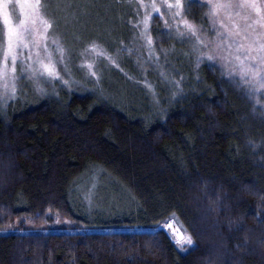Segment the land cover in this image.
<instances>
[{"label":"trees","instance_id":"16d2710c","mask_svg":"<svg viewBox=\"0 0 264 264\" xmlns=\"http://www.w3.org/2000/svg\"><path fill=\"white\" fill-rule=\"evenodd\" d=\"M202 2L187 0L185 19L207 42ZM119 3L106 11L136 29L143 11ZM165 16L145 60L132 31L96 39L118 51L99 57V80L86 75L98 91L21 88L0 105V264H264V94L257 104L220 61L198 64L214 45H182ZM172 214L193 238L185 251L157 227Z\"/></svg>","mask_w":264,"mask_h":264},{"label":"snow or ice","instance_id":"6c2138e0","mask_svg":"<svg viewBox=\"0 0 264 264\" xmlns=\"http://www.w3.org/2000/svg\"><path fill=\"white\" fill-rule=\"evenodd\" d=\"M119 3L120 0H117ZM131 6L135 2V15L140 16L143 10V19L133 24L139 29L143 24L140 36L146 42L149 56L152 55L153 39L148 35L149 24L154 16L164 19L167 12L171 18H178L176 37L180 40H194L193 50L200 47L214 45L213 53H200V61H220L222 68H227V75L235 80L239 75L237 86L245 90V94L258 97L264 94V0H206L201 6H206L208 11L204 14L215 31L214 40L207 41L200 33L202 27L185 19V0H163L158 6L156 0L145 3L144 0H126ZM191 2V0H189ZM12 0H0V20L4 31L0 33V100L17 97L19 91L18 81L27 78L37 84L36 91L43 92L38 82L46 80L55 82L62 80L58 65L63 64L67 71L68 62L72 57V50L66 48L60 38H52L50 30L53 23L47 19V4L44 0H16L23 19L18 24H13L8 14ZM59 6V5H58ZM65 7H71L66 4ZM255 13V18H253ZM166 30L171 33L172 28L165 20ZM181 27L183 31H181ZM131 53V49H129ZM24 53H27L25 55ZM94 53L96 57H103L111 62L112 58L106 56L101 45L96 41L90 42L79 55L84 56ZM59 57V59H56ZM19 66V75H18ZM95 63H84L80 69L87 68L88 75L96 76ZM163 75V74H162ZM97 80L99 77L96 76ZM67 86L69 81L62 80ZM175 214L166 218L157 227L164 229L175 245L181 250L194 245L193 238L186 229L176 227Z\"/></svg>","mask_w":264,"mask_h":264},{"label":"rangeland","instance_id":"374dc122","mask_svg":"<svg viewBox=\"0 0 264 264\" xmlns=\"http://www.w3.org/2000/svg\"><path fill=\"white\" fill-rule=\"evenodd\" d=\"M86 4H83L84 2L81 0H46L47 7L51 8L52 10H57L59 9V15L60 16V23L59 27L57 26L53 27L50 30L49 36H50V41L52 38H60L61 43L66 47L72 50V57L71 60L68 62L67 66V71L65 70V67L63 64L58 65V71L61 74L62 80H67L69 81V84L65 86L62 83V80H58L55 82H48L46 80H41L38 82V86L43 89L44 93L45 91H57L60 87H70L76 92H82V91H96L97 87L95 82L93 81H87L88 78H86L88 75V70L87 68L81 70L80 65L84 63H95V72L96 76L99 78L100 76V71L102 70V67L105 68L106 66L99 67V57H96L94 53H89L84 56H81L78 54L80 53V41L79 37L80 36H86L91 39L90 42L96 41L99 45L102 46L103 50L106 44H104V37L106 38H112V32L118 33L120 35H127L129 33H132L136 36V38L141 42L138 44L140 51L138 50L137 52L134 51L132 42L128 45H126V54L130 55L132 58H136L135 54H140L143 56V59L145 60L149 56V49L146 47V42L144 39L141 38L140 32L143 29V24H141V27L139 30L131 28L128 29V25L130 22H127L128 20H125L124 18L121 17H114L112 18V15L108 13V11H112L115 7L119 8L117 0H85ZM187 0H185L186 3ZM120 2L124 5L123 11L126 10L127 8V2L126 0H120ZM145 3H151V0H144ZM158 6L163 2V0H156ZM66 4H71V7H65ZM120 4V3H119ZM59 5V6H58ZM87 5V7H86ZM49 8V9H50ZM89 8H94V14H90L91 11H89ZM97 9H101V11H104L102 14H96ZM143 11V10H142ZM8 14L10 19L12 20L13 24H18L23 17L21 16L20 13V8L16 4V0H12L11 5L8 8ZM167 19L168 16L171 18V16L165 12L164 13ZM86 16V21L82 24V19L83 17ZM47 19L48 16L46 17ZM185 18V17H184ZM140 20L143 19V13L139 17ZM50 20V19H49ZM72 20V22H71ZM112 22H116L114 28H112ZM172 22V28L176 32V25L178 23V18H171ZM4 31V25L2 23V20H0V33ZM132 31V32H131ZM183 31V30H181ZM171 33H173L171 31ZM175 36L176 34L173 33ZM88 35V36H87ZM149 36H151L148 33ZM103 38L101 41H97L96 39L98 38ZM140 37V38H139ZM127 39H131L130 36H126ZM141 39V40H140ZM175 39L181 43L182 45H186L189 47H193V40L190 39H184L180 40L177 37ZM109 40V39H108ZM88 42V44L90 43ZM86 44L85 47L88 45ZM143 46V48H142ZM83 47V49L85 48ZM129 49H131V53L129 52ZM106 56H110L112 58V61H116L118 59V51H112V52H107L104 50ZM136 52V53H135ZM201 53H204V51H201ZM27 55V53H24ZM152 54H154V46L152 49ZM78 56V57H77ZM56 59H59V57H56ZM109 61V60H108ZM135 67V66H133ZM137 72H139V68H136ZM141 72V71H140ZM18 75H19V66H18ZM109 78V77H108ZM89 82V83H88ZM106 82H108L106 80ZM37 84L28 80L27 78L22 79L18 81V88L19 90L21 88L25 89H30L29 92L36 91ZM98 91V90H97ZM46 93V92H45ZM100 95L103 93V90L100 88L99 85V92ZM19 94V91H18ZM0 95H2V89H0ZM7 102L11 99H7ZM4 100H0V105L5 106L6 103ZM89 176H97L94 174H90ZM56 224H59V222H56ZM176 227L180 228L177 224ZM122 228V227H121Z\"/></svg>","mask_w":264,"mask_h":264}]
</instances>
